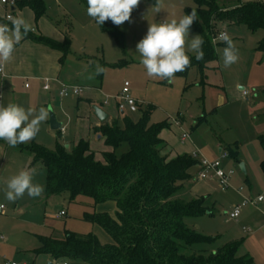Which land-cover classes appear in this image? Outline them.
I'll return each mask as SVG.
<instances>
[{"label": "rangeland", "instance_id": "1", "mask_svg": "<svg viewBox=\"0 0 264 264\" xmlns=\"http://www.w3.org/2000/svg\"><path fill=\"white\" fill-rule=\"evenodd\" d=\"M44 1L47 7L44 19L62 31L64 37L68 36L71 46L61 61V86L50 91L38 86L29 97L27 93L33 89L31 81L20 80L15 93L12 92L14 104L37 111L44 107L49 116L41 123L35 139L28 143L10 147L0 140V163L5 165L0 204L6 207L0 213V234L6 237V241L0 242V255H6L19 264H48L47 254L32 252L39 245V236H60L65 230L79 233L91 231L93 223L86 221L84 214L95 212L97 204L84 195L72 199L69 192L47 196L46 170L41 162L34 161V154L28 147L38 144L55 150L57 142H62L63 138L70 144L68 149L73 148L77 119H83L79 113L80 103L86 100L82 97L83 92L61 96L64 84L98 86L104 95L111 97L117 96L125 81H129L139 106L137 111L126 110L125 114L138 120L151 106L152 123L167 121L170 124L164 130V137L170 142L171 150L187 152L199 159H220L222 168L226 172L232 171L229 186L223 187L218 178L211 176V171L208 173L209 178L196 180L195 176L200 170L198 164L191 170L192 178L183 183L178 194L180 198L189 200L203 197L205 205L213 211V214L188 216L185 219L188 226L214 238L209 243L197 245L196 249L214 251L231 240H239V254L249 253L254 258L253 264H264V200L254 203L259 195L264 197V174L260 167L264 153L259 140L260 135L264 134V53L258 50L264 29L252 31L243 24L220 25L231 36L238 51V61L225 67L223 49L226 45L218 41L217 58L206 65L203 75L199 74L196 67H191L186 75H175L169 83L147 76L136 45L147 34L149 23L179 19L186 14V7L195 6V0H162L159 12L155 10L156 0H140L132 11L130 21L115 25L124 35L123 46L87 15V0ZM225 1L234 4L238 0H219L220 4H225ZM196 35H200L199 32L189 31V39ZM188 55L191 57L194 54L188 52ZM97 63L105 69L99 75L95 72ZM26 82L30 88L25 86ZM237 85L242 88L238 89ZM244 90L246 95L243 94ZM11 101L6 102L5 106ZM96 105L117 115L114 119L122 124V113L113 100L110 99L108 104L102 102ZM50 107L64 125L63 130L50 127ZM65 130L67 134L62 133ZM182 132L189 133V138L184 142L180 140ZM91 138L92 148L101 158L105 144L98 139V135ZM126 149L127 145L123 144L117 152L121 154ZM224 152L229 153V156L222 158ZM164 153L169 158L175 156L168 153V149ZM241 163L245 166V172L240 167ZM25 168L36 169L33 183L41 185L44 191L39 197H29L25 193L15 202H9L5 197L7 182ZM246 200L240 216L237 219L230 218L229 213L234 206ZM59 211L65 213L58 214ZM256 222L259 226L255 225ZM244 226L247 230H243ZM253 234L259 237L257 244L250 240Z\"/></svg>", "mask_w": 264, "mask_h": 264}, {"label": "trees", "instance_id": "2", "mask_svg": "<svg viewBox=\"0 0 264 264\" xmlns=\"http://www.w3.org/2000/svg\"><path fill=\"white\" fill-rule=\"evenodd\" d=\"M24 7L31 8L36 18L47 12L44 0H16L11 13ZM192 9L196 10L199 20L194 21L189 31H197L202 36L205 55L200 61L191 56L190 66L176 75H186L191 67L203 75L206 65L217 58L218 41L213 43V39L222 31L220 25L243 24L252 31L264 29V0H238L232 6L220 4L219 0H195L194 7H186V14ZM3 19L2 23H8ZM100 26L124 45V35L112 21ZM26 38L61 51V60L71 46L68 36L59 41L29 32ZM258 50L264 53V37L258 43ZM152 111L151 106L147 107L138 120L122 112V124L115 119L93 127L106 147L101 151V158L88 138L80 139L71 150L60 141L55 150L38 144L28 147L34 161L41 162L46 170L47 196L69 192L72 199L84 195L92 198L95 205L111 200L118 206L116 217L107 212L84 214L86 221L100 225L112 237L111 243H102L92 231H66L63 237L39 236L41 245L36 253L88 264L254 263L249 253L239 254V240H231L214 251L196 249L197 245L214 238L188 226L185 219L204 215L210 209L203 197L185 200L178 194L200 161L190 153L172 158L164 153L166 144L161 132L170 124L152 123ZM259 140L264 153V134ZM123 144L127 149L118 154ZM260 167L264 174V155Z\"/></svg>", "mask_w": 264, "mask_h": 264}, {"label": "clouds", "instance_id": "3", "mask_svg": "<svg viewBox=\"0 0 264 264\" xmlns=\"http://www.w3.org/2000/svg\"><path fill=\"white\" fill-rule=\"evenodd\" d=\"M140 0H87V15L102 25L111 20L120 26L130 21L132 11L139 5ZM155 10L162 9V0H156ZM8 23H0V74H5L6 65L12 60L13 53L30 31L32 25L23 15L6 17ZM199 20L195 9L179 19H166L162 23H149L147 34L136 45V51L141 57V64L146 69L147 76L173 81L175 75L185 71L191 64L188 52L195 55L197 61L204 59L202 36L196 35L189 39V30L194 21ZM224 43L223 64L229 67L239 59L238 51L227 31H221L213 39ZM105 71L103 66L96 64L97 75ZM237 88H242L237 85ZM73 91H76L73 86ZM66 94V91H65ZM49 112L41 107L24 108L18 104H0V140H4L10 147L28 143L35 139L40 131L42 122L48 119ZM35 168H25L9 178L5 197L9 202H15L24 196L39 197L44 189L33 183Z\"/></svg>", "mask_w": 264, "mask_h": 264}, {"label": "crops", "instance_id": "4", "mask_svg": "<svg viewBox=\"0 0 264 264\" xmlns=\"http://www.w3.org/2000/svg\"><path fill=\"white\" fill-rule=\"evenodd\" d=\"M240 1L243 2L242 0ZM236 3L227 4V2L225 1L224 5L232 6V5H235ZM8 13H11V7H7L0 3V23H2V19ZM11 14L12 16L23 15V17L32 25L33 31H30L31 33L45 35V36L51 37L59 41H63L65 38L64 33L54 28L50 23H48V21L44 19L43 16L40 18H36L34 11L29 7L15 9L14 12ZM61 58H62L61 51L51 48L49 46H46L44 44L36 43L32 41L30 38L25 37L18 45H16V50L13 53V58L6 65V68H5L6 75L0 74V89H1L0 98H1L2 104L5 105V103L10 100H12L11 101L12 103L15 102L14 96L12 97V92L15 93V88L20 80H24V81L30 80L31 81V85L33 86V89L31 92L27 93V96L29 97L32 96V93H35L38 86L43 87V89L46 91H50V90L57 88L58 86H61L60 77H61V71L63 69L62 64H61V61H62ZM47 83L50 84V88L48 89L44 87ZM25 86L27 88L31 87V86H28L27 82L25 83ZM82 92H81L83 94L82 97L86 101H83L82 103H80L79 113H81L80 115L83 117V119H77L76 142H73V143L76 144L80 139L88 138L93 144L91 137L93 135H96L93 130V127L100 126L101 124L106 123V122L112 123L115 120L114 117L117 116L115 114L114 115L110 114L109 110L100 106L108 114V118L105 121L101 122L94 115L93 106L96 105L97 103H102V102L103 104L104 103L108 104L110 102V99L113 100L117 106V99H116V96L107 97L106 95H104L102 92V88L98 86L82 87ZM131 94H132V90H131ZM117 109H118V106H117ZM82 112L84 113L86 112V114L83 115ZM120 113L122 112L120 111ZM63 126L64 125L62 124L61 128H63ZM164 130H162L161 132V138L164 140V143L166 144L165 148L168 149V153L171 152L173 155L185 153V152L174 151V149L171 150L170 142L166 139V137H164ZM64 132L67 134V130L62 131V133ZM99 138L100 137L98 135V139ZM187 139L188 138L182 139V134H181L180 140L182 142H184ZM62 142L66 145V147H70V144L65 142L63 138H62ZM4 172H5V165H2V162H1L0 163V189H1V185H3V182H4ZM95 209H96L95 212H107L112 217H116L118 206L115 201L109 200V201L97 204ZM210 211L206 214H213V211L212 213ZM60 212L61 211H59L58 214H60ZM255 225L259 226V223L256 222ZM243 230H247V228H245L244 226ZM66 231H70V230H65L64 232H62L60 236H55V235H51V236L63 237ZM91 231L104 244L111 243L113 241L112 237L100 225L96 223H93ZM250 240L253 244H257V241L258 242L260 241L257 234H253ZM4 241H6V237L5 239H0V242H4ZM40 245L41 243L39 240V245L35 247L34 251L32 250V252H35V250L39 248ZM36 254H40V253H36ZM44 254H47L49 256L48 264H54L55 262H58L59 260V259H55L49 253H44ZM69 264H88V263L70 260Z\"/></svg>", "mask_w": 264, "mask_h": 264}, {"label": "built area", "instance_id": "5", "mask_svg": "<svg viewBox=\"0 0 264 264\" xmlns=\"http://www.w3.org/2000/svg\"><path fill=\"white\" fill-rule=\"evenodd\" d=\"M16 0H0V3L7 6V7H12L13 5H15ZM12 16L11 13L6 14V17L8 16ZM7 20V19H6ZM224 31V30H222ZM46 89L50 88V84L47 83L44 86ZM76 91H73V86L72 85H66L64 84L62 86V89L60 91V95L61 96H66L69 94H75V95H79L82 92V87L80 86H75ZM66 91V94H65ZM1 92V89H0ZM243 94L246 95L247 92L244 90ZM117 99V106H118V110L121 112H124L126 110H129L131 112H135L138 110V102L137 100L132 96L131 94V89H130V83L129 81H125L122 90L120 91V93L116 96ZM0 104H2L1 98H0ZM61 130H63V128H61ZM189 138V133L187 132H183L182 133V139H186ZM196 157V155H194ZM228 153L224 152V154L222 155V158H226L228 157ZM199 159V158H198ZM200 170L197 172L195 179L196 180H205L207 178H209L210 175H208L209 171H211L213 174L211 176H214L216 178H218L221 182V185L223 187H227L229 186V180H230V175L232 173L231 172H226L223 168H222V161L220 159H217L215 161H211L208 160L207 158H200ZM264 199V197L262 195H259L254 203H258L261 202ZM250 201V200H249ZM247 203V200L244 201L241 205H235L233 210L229 213V217L233 218V219H237L240 216L241 213V207ZM5 205L4 204H0V212H3V210L5 209ZM64 211H61L60 214H64ZM0 239H5V236L0 234ZM0 262H5L6 264H19L16 261H12L10 260L6 255H0ZM54 264H69L68 260H60L58 262H55Z\"/></svg>", "mask_w": 264, "mask_h": 264}, {"label": "water", "instance_id": "6", "mask_svg": "<svg viewBox=\"0 0 264 264\" xmlns=\"http://www.w3.org/2000/svg\"><path fill=\"white\" fill-rule=\"evenodd\" d=\"M94 109V115L101 121H105L108 118V114L100 107L97 105L93 106ZM50 118H49V123L50 127L54 130L61 129L62 123L58 121L56 114L54 113L53 109L50 107ZM240 167L242 171H246L245 166L243 163L240 164Z\"/></svg>", "mask_w": 264, "mask_h": 264}]
</instances>
